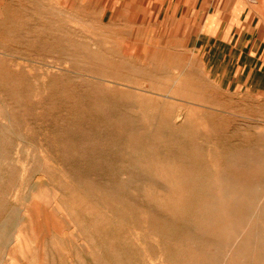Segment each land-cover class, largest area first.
Wrapping results in <instances>:
<instances>
[{
  "label": "rangeland",
  "instance_id": "obj_1",
  "mask_svg": "<svg viewBox=\"0 0 264 264\" xmlns=\"http://www.w3.org/2000/svg\"><path fill=\"white\" fill-rule=\"evenodd\" d=\"M146 1L0 0V264H264V89Z\"/></svg>",
  "mask_w": 264,
  "mask_h": 264
},
{
  "label": "crops",
  "instance_id": "obj_2",
  "mask_svg": "<svg viewBox=\"0 0 264 264\" xmlns=\"http://www.w3.org/2000/svg\"><path fill=\"white\" fill-rule=\"evenodd\" d=\"M156 1L162 3L159 11L173 20L172 27L179 25L181 32L193 38L229 47L240 80L264 89V31L254 9L246 5L256 0Z\"/></svg>",
  "mask_w": 264,
  "mask_h": 264
}]
</instances>
